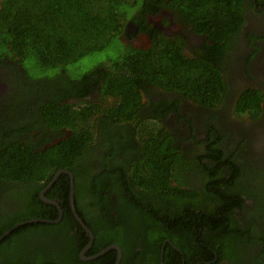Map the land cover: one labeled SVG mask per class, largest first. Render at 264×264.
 I'll list each match as a JSON object with an SVG mask.
<instances>
[{
    "label": "trees",
    "instance_id": "obj_1",
    "mask_svg": "<svg viewBox=\"0 0 264 264\" xmlns=\"http://www.w3.org/2000/svg\"><path fill=\"white\" fill-rule=\"evenodd\" d=\"M246 4L0 0V62L20 63L35 82L23 92L25 99L35 100L38 111L30 124L16 122L13 114L0 121V189L16 187L24 198L17 211L0 213V238L10 230L0 240V264H116L117 249L98 255L114 243L123 250L120 264H223L237 243L258 254L239 264H264V170L249 155L254 152L252 136H230L227 128L211 126L209 116L201 140L206 152L199 156L205 158L194 166L190 158L179 160L177 142L200 141L194 118L183 113L192 129L176 135L164 123L152 121L162 114H137L142 89L149 93L153 87L178 95L158 104H166V114L171 110L181 116L184 99L207 108L224 103L228 84L221 55L225 41L245 21ZM163 8L207 35L212 44L187 54L184 37L167 36L147 24V16ZM129 21L139 25L138 32L149 34L147 48L122 40ZM102 52L106 59L93 69L74 72L87 56ZM231 95L235 114L263 118L260 89ZM132 118L135 128L122 124ZM96 140V145H106L99 152L103 162L98 168L100 161L88 155ZM180 166L196 168L198 185L173 184L174 168ZM62 169L74 175L76 210L95 237L89 254L96 256L89 261L80 257L90 235L72 209L71 175L63 171L53 181ZM49 185L46 195L59 199L62 220L17 226L59 217V208L40 196ZM245 207L251 210L243 213Z\"/></svg>",
    "mask_w": 264,
    "mask_h": 264
},
{
    "label": "flooded vegetation",
    "instance_id": "obj_2",
    "mask_svg": "<svg viewBox=\"0 0 264 264\" xmlns=\"http://www.w3.org/2000/svg\"><path fill=\"white\" fill-rule=\"evenodd\" d=\"M246 3L247 4L244 12L245 21L241 26L240 30L235 35H233L232 37L228 38L225 41V47L223 49L224 53L221 55L223 74L228 84V89H227L228 91H225L226 94H224L223 97L224 103L222 105L216 108H207L198 105L197 103H192V101L189 99H184L186 100V102L183 104V107L181 109L182 111L181 116L179 112L171 111V110H169V113L166 114V112L168 111L166 110L167 108L166 104H163L162 106H158V104L161 103L167 97L172 98L178 96L177 93L172 91H165L159 87L158 88L153 87L151 92L149 93H146L145 89L144 91L142 89L141 95H142L143 105L139 108L137 114L143 116L148 115L147 117L149 116L153 117L162 114L158 116L161 119L156 117L153 118L152 121H157L159 122L160 125L162 123L164 124L167 123L168 128H171V131L174 132L176 135L182 130H186L188 133H190L192 129L186 117L183 116V113L189 114L188 117L190 119L191 118L195 119L194 121V126L196 127L195 132L197 133V137L200 141L194 139H191L187 142L181 140L177 141L181 151L179 160L183 158L186 159L190 158V163L192 165H194L193 162L205 158V157H199L201 155H204V153L206 152L205 151L206 144L201 143V140H203L206 137L207 121H208V117L211 116L213 119L211 120L210 125L211 126L216 125L219 128H224V127L227 128L230 136L241 134V132L245 134H250L252 136V138L254 139L252 150L254 152L250 153L249 155L251 156L253 155V157L258 159L257 160V163H259L258 170L259 171L264 170V157H263L264 116L263 118H260V120L255 121L253 120V118H251V116L246 115L247 118L244 119L246 120L244 121L245 124L236 123L235 117L243 118V115L245 114H242V116L235 114L234 112L235 103L233 101L234 98L231 95L234 92L241 93L248 89L257 88L262 91L264 96V0H246ZM180 19L178 16L173 14V12L170 11L169 9L163 8L160 9L157 13L149 14L147 16L146 21L148 25H151L153 28L159 29L167 36L175 35V36L184 37L187 43V46L184 48V50L187 54L192 55L193 51L196 50L197 48L200 47L202 49L206 45L212 44V41L208 39L207 35L203 33H198L194 31L192 28H188V25L185 24ZM138 31H139V25L136 22L129 21V23L127 24V31L122 35L134 39L139 35L143 34L148 37L149 41L151 40L149 34ZM147 47H142V48H147ZM6 61L7 62H3V63L0 62V121L4 122L6 118L5 115L13 114V118L11 119L15 120L14 116H16V122L22 121L24 124L33 123L34 116H36L38 113L36 107L37 105L33 98L25 99L24 98L25 94L23 91L33 88L35 82L30 81V79L26 77L24 69L22 68L20 63H17L9 59H7ZM229 94L231 95V97H229L230 96ZM176 99L177 97L175 98V100ZM263 107H264V101H263ZM130 111L135 112V109H132ZM157 112L159 114H156ZM166 116L167 118H165ZM111 123L112 122H109V125H111ZM122 124H127L134 128L136 127V122L133 120V118L123 121ZM111 126L115 127V125H111ZM101 127L102 129H104L103 126H100V128ZM97 136H98L97 137L98 140L101 134L100 135L98 134ZM60 138H61L60 136L56 138L54 137V139L51 142L46 143L45 146H48L52 143L59 141ZM97 140L92 143L88 153L91 160L94 159V161L96 160L100 161L96 168L100 167V164L103 162V160L100 159L98 155L99 152L104 153V148L106 146L102 144L96 145ZM229 143H231V141H229ZM256 151L259 152L260 154H256ZM122 158L126 159L128 157H122ZM122 158L120 159L122 160ZM95 165L96 164H94V167ZM195 169L196 168L193 166L190 168H184L183 166L174 168L175 171L173 173L176 174V177L175 178L173 177V184L174 185L182 184L183 187H185L186 185L188 187H190V185H195V184L198 185L199 180H198V176L196 175ZM253 176H256V174H254ZM248 178L250 179V177ZM49 187H45L41 191L40 196L43 192L45 196H47L46 192L48 191ZM8 189L6 190H3L2 188L0 189V213L1 212L13 213L17 211L20 207H22L21 199L23 200L24 198H22L21 192L17 191L18 188L16 189L15 187V189L13 188L10 191ZM112 196L114 197L115 195L112 194ZM48 198L51 199L50 197ZM52 200L59 202V199L57 198ZM23 202L24 204L26 203V201ZM247 202L252 203L250 199H248ZM57 207L59 208L61 214V210H62L61 206H57ZM249 209L251 210V208L245 207L244 210H242V212L247 213ZM237 211L240 212V209H237ZM115 213L116 212L113 210L112 214ZM62 215H63V210H62ZM61 220H59L58 222H60ZM88 234L90 235L89 232ZM90 240H91V235H90ZM89 242L85 247H83V249L80 252V257L84 261L92 260L96 256L89 254V250L92 248L93 245V242L90 245ZM114 244H118V243H114ZM237 244L239 246H236L233 255H231L228 259H224L223 264H239L243 261H246L245 259L252 254L258 256L257 249H252L251 247V249L249 250L245 247V245L241 243H237ZM122 257H123V250H122Z\"/></svg>",
    "mask_w": 264,
    "mask_h": 264
},
{
    "label": "water",
    "instance_id": "obj_3",
    "mask_svg": "<svg viewBox=\"0 0 264 264\" xmlns=\"http://www.w3.org/2000/svg\"><path fill=\"white\" fill-rule=\"evenodd\" d=\"M68 172L70 173L71 175V190H70V197H71V205H72V208H73V211H74V214L77 218V220L79 221V223L90 233L91 235V240L89 242V245L93 242L94 240V234L92 232V230L87 226V224L84 222V220L82 219V217L80 216V214L77 212L76 210V205H75V183H74V175L71 171L67 170V169H62V170H59L56 174V176L54 177L53 181H55L56 177L61 173V172ZM50 186V185H49ZM48 186V187H49ZM41 197L43 200L49 202V203H53V204H56L57 206H60L59 205V202L58 201H55V200H52V199H49L47 196H45L44 192L41 194ZM62 217V210H61V214H60V217H58L56 220H45V221H49V222H58ZM39 220H44V219H31L29 221H25V222H21L19 223L17 226L19 225H22L26 222H34V221H39ZM16 226V227H17ZM10 230L6 231L5 234L9 233ZM5 234L2 235L1 238H3L5 236ZM0 238V240H1ZM112 248H116L118 250V258H117V262L116 264H120V260H121V257H122V249L121 247L118 245V244H112L110 245L109 247L105 248L104 250H102L98 255L104 253L105 251H108Z\"/></svg>",
    "mask_w": 264,
    "mask_h": 264
},
{
    "label": "rangeland",
    "instance_id": "obj_4",
    "mask_svg": "<svg viewBox=\"0 0 264 264\" xmlns=\"http://www.w3.org/2000/svg\"><path fill=\"white\" fill-rule=\"evenodd\" d=\"M121 37H122L123 41H125L127 44H131L134 47H147L150 44V41H149L148 37L146 35H143V34L139 35L138 37H136L134 39L125 37L124 35H122ZM111 52H112L111 50L108 51L109 54ZM95 57H97V58L94 59ZM104 59H106V58H105V55H103V52L102 53H98L95 56H93V55L92 56H87L80 63V67L81 68H74L73 70H74V72L82 74V73H84V72H86L88 70L93 69L96 66V64H98L99 62H101ZM97 61H99V62H97ZM240 116H242V115H240ZM245 118H247L246 115H243V118L235 117V122L239 123V124H243L244 121H246V120H244ZM165 125L168 126L167 123H165ZM169 126H170V124H169Z\"/></svg>",
    "mask_w": 264,
    "mask_h": 264
}]
</instances>
